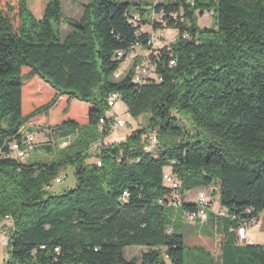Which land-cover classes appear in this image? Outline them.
Here are the masks:
<instances>
[{
  "label": "trees",
  "instance_id": "16d2710c",
  "mask_svg": "<svg viewBox=\"0 0 264 264\" xmlns=\"http://www.w3.org/2000/svg\"><path fill=\"white\" fill-rule=\"evenodd\" d=\"M205 11L212 27L198 25ZM133 13L153 29H175L176 40L150 53L151 34L128 22ZM151 13L163 19L153 21ZM137 46L146 54L116 78ZM145 58L159 80L136 84ZM110 95L147 125L108 143ZM32 127L71 141L38 146L49 162L10 156V144ZM149 131L157 134L155 151L146 149ZM98 141L101 148L91 152ZM165 166L183 194L194 183L214 186L226 216L211 210L200 228L221 235L219 254L185 246L173 222L198 206L168 204ZM65 169L75 184L55 192L53 181ZM262 210L264 0H87L78 18L64 16L61 0H47L40 18L27 0H0V220L13 222L2 264H264L263 245L240 244L235 230ZM129 246L144 249L127 258Z\"/></svg>",
  "mask_w": 264,
  "mask_h": 264
},
{
  "label": "rangeland",
  "instance_id": "374dc122",
  "mask_svg": "<svg viewBox=\"0 0 264 264\" xmlns=\"http://www.w3.org/2000/svg\"><path fill=\"white\" fill-rule=\"evenodd\" d=\"M69 1L70 0H61L62 10H63L64 16H71L73 18H78L80 15L79 8H77L76 6L73 8L70 7ZM124 1H128L130 3L138 2L142 5H144L146 3L147 4L152 3V2H155L157 0H124ZM27 3L29 6H31L32 0H27ZM130 9L134 10L135 8L131 7ZM197 22L201 28H204V27H212L214 20L211 16H208L206 13H204L203 15L198 16ZM68 31L69 30H68L67 26L63 23L61 25L59 34L61 37H64ZM143 31L144 32H151L150 26L145 25L143 28ZM155 36H158V38H157L158 43H157L156 47L159 48V47H162L164 45H169L174 40H176L178 33L173 28H164L162 30V34L158 35L156 33ZM145 54H146L145 50H143L142 48H140L138 46L135 47L134 53L132 55H129L127 60L122 63L120 70L122 71L123 69H127L131 65V63L133 62L135 56H144ZM106 115L107 116L118 115V116H123L125 118L126 125L124 127L117 128V132L120 135H123V134L126 135L129 131L136 129L137 127L147 125L146 119L136 120V119L132 118L127 112V107H126L125 103L120 99L116 100L115 106L113 108H110L106 112ZM180 125L186 129H188V130L192 129L190 121L184 117H180ZM26 132L32 133L34 135V137H33L34 141H33L32 147L29 149L27 157L23 160V161L28 162V163H34L37 161L38 162H49L52 159L51 155L47 154L44 150L38 148V146H40L42 144H49V145L53 146L55 143H57L58 148H61V147L66 146L67 144H69V142L71 141L70 138L64 137L61 132L55 131L53 129H49L47 127H41V128L40 127H32L29 130H27ZM156 147H157V145L154 147L153 151H155ZM88 161H90V160H88ZM165 170L170 171V166H165ZM60 174L61 175L65 174L66 176L64 179H62V181L60 183H54L53 184L52 189L55 192L62 191L66 188H71L75 184L73 172L70 169H65V170L61 171L59 173V175ZM213 187H214L213 185L204 187L202 185L194 183L188 190H186L184 192V194H183L184 200L187 201L185 196H187L188 198H194L196 195V192L198 190L204 189L203 191H211V188H213ZM213 197H215V199L212 202V205L214 208H209V210H207V212H210L211 210L213 212H216L215 210H216V207L218 206V195L213 196ZM179 214H178V217L175 218L174 222H173L175 227H176L177 232H179V233H182L185 235L188 231L194 229L195 224H197L198 227H203V225L204 226L206 225V222H204V220L206 221V219L201 220L202 222L198 221V223H197V221L186 219L185 217H180ZM3 220H7V218H4ZM7 233L8 232H6V235H7ZM1 242H2V233L0 232V264H2L4 261L9 259V247L2 245ZM6 243H7V241H6ZM143 249L144 248L138 247V246L125 247L124 255L127 258L139 257L141 254V251Z\"/></svg>",
  "mask_w": 264,
  "mask_h": 264
},
{
  "label": "built area",
  "instance_id": "2783aa9c",
  "mask_svg": "<svg viewBox=\"0 0 264 264\" xmlns=\"http://www.w3.org/2000/svg\"><path fill=\"white\" fill-rule=\"evenodd\" d=\"M160 0L155 1L154 3L158 2ZM204 13H206L208 16L211 15V12L209 11H205ZM163 14H155V13H151V18L153 21H157L159 22V20L163 19ZM170 17L175 18V15L173 13L169 14ZM128 22L131 23L133 26H138L139 29L138 31H143V28L145 25L141 24V20H140V15L138 13H133L129 16L128 18ZM151 28V36H150V40L149 43L152 46V50L150 51V53L156 54V45L158 43V36H155L156 33L158 35L162 34V30L163 29H153L152 26L150 25ZM159 47V46H158ZM124 52L123 51H117L116 52V56L117 57H123L124 56ZM132 52H130L128 54L131 55ZM127 60V58H126ZM171 64H173V62H171ZM121 70H119L116 74L115 77L118 78L121 74ZM151 80H159L158 75L155 73V69L154 67L151 65V63L145 58L143 59V61L141 62L140 65H138L136 72L133 76V82L136 84H144V83H149ZM118 99V97L116 95H110L107 99V103L109 105L110 108H113L116 104V100ZM105 123V120H104ZM111 126L113 128H119V127H124L126 125V120L123 116H118V115H114L112 120H111ZM34 135L32 133H25L23 136V139L20 143H18L17 141H14L10 144L9 146V153L10 156L18 159V160H24L29 152V149L32 147L33 144V138ZM144 139H145V143H146V149L149 151V148H152L153 145H158V138H157V134L154 131H149L144 135ZM103 141H98L95 142L91 145L90 147V151L91 152H98L99 149L101 148ZM96 163L98 166H100L101 162L99 160H96ZM65 174H60L58 175V178L54 179V183H60L62 181V179L65 178ZM163 181L165 184H167L168 186H170L172 188V196L170 197V201L168 202V204L174 208L179 207L183 202H190V203H194L198 206V210L196 212H192V213H188L186 214L187 218L190 220H200L201 221V215H208L207 214V210H209V208H213L212 207V202L215 199L212 196V191H203V190H198L196 192L195 198L193 199V201H182V194L179 191L180 188V182L178 180V178L176 177L175 174H173L171 171H165L163 173ZM123 196L126 197L127 196V192H123ZM217 212H224V216H226V212L220 208L217 209ZM256 222V218L251 220L250 223L247 224H238L236 230V235L237 238H247V229L249 228V226L253 223ZM13 226V222L11 220V217H7V220H0V232L2 233V245L4 246H8V244L6 243V232H8L10 230V228H12ZM44 246H41V248H43ZM264 247V246H263ZM55 251L58 252V249L55 248Z\"/></svg>",
  "mask_w": 264,
  "mask_h": 264
},
{
  "label": "crops",
  "instance_id": "0c3cea01",
  "mask_svg": "<svg viewBox=\"0 0 264 264\" xmlns=\"http://www.w3.org/2000/svg\"><path fill=\"white\" fill-rule=\"evenodd\" d=\"M87 0H70L69 5L70 7H77L80 10L81 13V4L85 3ZM47 0H32L31 6H29L30 10L32 11L33 15L36 18H40L44 12L45 6H46ZM71 17V16H70ZM63 24V23H62ZM126 135H120L117 132V128H114L111 135L105 139L106 142H113V141H119L122 140ZM201 189V188H200ZM204 190V189H203ZM211 191H214L213 188H211ZM186 195V194H185ZM216 196V195H215ZM187 201H193L195 198H188L185 196ZM213 207V205H212ZM214 208V207H213ZM219 208V205L216 207V209ZM248 222H245L243 224H247ZM203 230L200 227H195L194 229L188 231L184 235V244L187 247H202L206 250H209L215 254H219L220 252V239L221 235L218 233L214 234H207L201 232ZM247 237L245 243H251V244H260L264 246V210H262L257 218L256 222L251 224L249 228L247 229ZM240 244H243V242L239 241Z\"/></svg>",
  "mask_w": 264,
  "mask_h": 264
},
{
  "label": "bare ground",
  "instance_id": "6f19581e",
  "mask_svg": "<svg viewBox=\"0 0 264 264\" xmlns=\"http://www.w3.org/2000/svg\"><path fill=\"white\" fill-rule=\"evenodd\" d=\"M104 121H103V118H101L100 119V124L101 123H103ZM215 213H217V215H220V216H224V213L223 212H215ZM207 218V215H201V220H204V219H206ZM253 219H255V218H252V219H250L249 221H248V223H250V221L251 220H253ZM239 239V241H241V242H245L246 241V238H238Z\"/></svg>",
  "mask_w": 264,
  "mask_h": 264
}]
</instances>
